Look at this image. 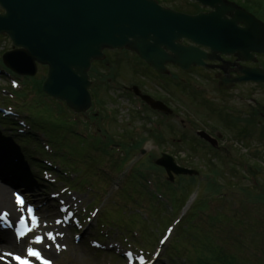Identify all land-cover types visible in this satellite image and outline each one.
<instances>
[{
	"label": "rangeland",
	"instance_id": "obj_1",
	"mask_svg": "<svg viewBox=\"0 0 264 264\" xmlns=\"http://www.w3.org/2000/svg\"><path fill=\"white\" fill-rule=\"evenodd\" d=\"M158 1L191 15L209 11L194 0ZM231 1L244 5L243 0ZM249 1L252 9L257 7L250 12L264 22L259 17V11L264 14V0ZM11 44L0 36V68L7 69L2 57L12 51ZM104 55L90 70L93 105L88 112L75 113L43 94L46 67H39L32 78L41 93L31 102L33 109L25 98L21 101L32 112L46 114L43 118L73 123L58 127V136H53L58 149L64 146L55 155L70 162L64 165L56 159L50 173L29 176L30 169L40 170L38 165H25V154L15 152L23 146H17L7 132L8 143H0L2 170L24 183L18 190L2 182L5 189L14 194L15 202L19 196L35 209L25 187L41 195L46 199L45 216H53L55 223L47 230L58 231L59 225L65 234L68 249L55 257L44 254L40 263L57 264L75 254L74 264H264V85L239 84L222 90L214 73L206 70L184 72L170 66L167 75H160L130 51L106 50ZM255 67L264 68V58ZM134 87L165 103L173 114L151 109L135 97ZM43 118L33 115V130L53 134V126ZM200 132L217 140L218 146L203 141ZM163 154L198 176H177L171 182L156 165ZM57 201L64 206L55 209ZM171 207L175 213L181 210L180 217L196 215L188 220L194 229L188 228L192 230L188 233L183 228L178 234L174 226L161 245L174 217L168 219ZM34 233L35 227L25 238V250L11 251V256L33 263L27 250L33 247ZM177 236L190 253L181 251L182 256L172 259Z\"/></svg>",
	"mask_w": 264,
	"mask_h": 264
},
{
	"label": "water",
	"instance_id": "obj_2",
	"mask_svg": "<svg viewBox=\"0 0 264 264\" xmlns=\"http://www.w3.org/2000/svg\"><path fill=\"white\" fill-rule=\"evenodd\" d=\"M194 1L210 12L190 15L156 0H0V36L13 47L3 54V65L24 79L46 67L43 94L85 113L93 104L89 72L106 50L135 53L161 75L169 73L168 66L212 69L209 62L224 63L221 56L255 63L256 54L264 55V22L254 14L229 0ZM233 73L222 76V90L264 85V68L240 67ZM133 91L151 109L173 114L165 103ZM198 136L217 147V140L205 132ZM156 165L171 182L177 176H198L167 154Z\"/></svg>",
	"mask_w": 264,
	"mask_h": 264
},
{
	"label": "bare ground",
	"instance_id": "obj_3",
	"mask_svg": "<svg viewBox=\"0 0 264 264\" xmlns=\"http://www.w3.org/2000/svg\"><path fill=\"white\" fill-rule=\"evenodd\" d=\"M5 163L0 158V210H6L10 218L15 219H24L25 215L22 212V206L18 203H14V194L8 191L4 183L7 185H13L15 189H23L24 183L21 182L17 177L11 175L10 173H5L3 171V167ZM26 186V184H25ZM25 192L27 195L36 203V207L40 211L39 215H35L37 217L34 220L35 233L31 243L33 244V251L39 253V257L30 256L34 262L32 264H41L39 258L44 254H49L55 257L57 254L61 255L65 250H67V242L65 238V234L60 230L59 225H56L58 231H48L47 227L54 225L53 216L46 217L44 213V202L41 195H36L35 192L29 191L28 188ZM60 206H64L61 202L57 201L55 205V209ZM45 216V217H44ZM214 217V216H213ZM14 219V220H15ZM5 227V228H4ZM30 231V230H29ZM29 233V232H28ZM25 235V237L28 235ZM25 237L21 239H15L12 237L11 230L6 227L3 222L0 221V264H18L16 260L12 258L10 252L16 251H24L26 244ZM38 240H42V243H38ZM77 257L75 254L72 256V260L67 259L66 257H62L58 259L57 264H74L76 262Z\"/></svg>",
	"mask_w": 264,
	"mask_h": 264
},
{
	"label": "trees",
	"instance_id": "obj_4",
	"mask_svg": "<svg viewBox=\"0 0 264 264\" xmlns=\"http://www.w3.org/2000/svg\"><path fill=\"white\" fill-rule=\"evenodd\" d=\"M244 1V8L245 9H247L248 11H256L255 10V8H257L256 6H255V8L254 9H252L253 8V5H249V0H243ZM262 12V11H261ZM260 11H259V17H261L262 19H264V14L263 13H261ZM26 84H28L29 86H27V88H25V94H29V95H31V94H34L35 93V95H36V100L40 97V94H39V91H38V89H37V85H36V82L35 81H29L28 79H25V85ZM54 115H56L57 117L59 116V113H53L52 114V116H54ZM41 118H43V116H46V114H41ZM49 120V122L48 123H46V124H50V125H48L49 127H52L53 125H55V121L52 119V118H43V120L44 121H46V120ZM57 125V127H59V123H56ZM54 128V127H53ZM246 133H249V132H246ZM51 139L53 140V136L51 137ZM64 160V159H63ZM65 161V160H64ZM66 162V161H65ZM180 210H179V208H178V210H177V212H176V215H177V213L179 212ZM193 217H196V215H193V214H190L188 217L186 216V219H184V220H186L187 221V223L186 224H184V225H182V223L179 225V229H178V231H177V233L178 234H182L183 233V231H182V229L183 228H186V231L188 232V233H190L192 230H190V229H188V228H192V229H194L191 225L188 227V220H190L191 218H193ZM211 217H213V216H211ZM210 217V218H211ZM200 218H201V216H200ZM183 220V221H184ZM170 222V221H169ZM176 240H179L178 241V243H176V247H174V249L172 248V252H171V254H170V256L172 257V259H174V257H178V256H182V252L181 251H183L185 254L187 253H190V249H189V247H183V244H185L184 243V240L183 239H180V237L179 236H177L176 237ZM171 242V241H170ZM187 244V243H186Z\"/></svg>",
	"mask_w": 264,
	"mask_h": 264
},
{
	"label": "flooded vegetation",
	"instance_id": "obj_5",
	"mask_svg": "<svg viewBox=\"0 0 264 264\" xmlns=\"http://www.w3.org/2000/svg\"><path fill=\"white\" fill-rule=\"evenodd\" d=\"M185 45H187V44L185 43ZM221 57H222L224 63L221 61L220 62H214V63L209 62V64L214 67L212 69H206V68L198 67V68H192L190 71L196 69V70H206V71L214 73L215 78L218 79V86L220 87L222 76L223 77L226 76V75L224 76V73H228L227 78H231V76H236V74L233 73L234 70H236L237 68H240V67H250V66L255 67L257 65L258 60L260 58H264V55L263 54L262 55L256 54L255 55V63L240 62L237 60V58H235L233 56H221ZM217 67H220V68H217ZM231 86H233V85H231ZM231 86H229V87H231ZM225 90H230V89H225Z\"/></svg>",
	"mask_w": 264,
	"mask_h": 264
},
{
	"label": "snow or ice",
	"instance_id": "obj_6",
	"mask_svg": "<svg viewBox=\"0 0 264 264\" xmlns=\"http://www.w3.org/2000/svg\"><path fill=\"white\" fill-rule=\"evenodd\" d=\"M17 203L20 204L21 206L24 204V201L18 196L17 197ZM4 216L6 217L7 214H4ZM38 243H42V240H38ZM7 255H11V254H7ZM27 255L28 256H34V257H39V253L34 252L32 249H28L27 250ZM18 264H30V262L26 259H22L20 256H15L13 257ZM44 264H49V262L45 261Z\"/></svg>",
	"mask_w": 264,
	"mask_h": 264
}]
</instances>
